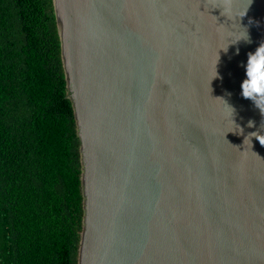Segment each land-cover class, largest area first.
Masks as SVG:
<instances>
[{
  "label": "water",
  "instance_id": "95a60500",
  "mask_svg": "<svg viewBox=\"0 0 264 264\" xmlns=\"http://www.w3.org/2000/svg\"><path fill=\"white\" fill-rule=\"evenodd\" d=\"M53 2L81 143L78 264H264V145L243 143L264 115L240 88L264 0Z\"/></svg>",
  "mask_w": 264,
  "mask_h": 264
},
{
  "label": "trees",
  "instance_id": "16d2710c",
  "mask_svg": "<svg viewBox=\"0 0 264 264\" xmlns=\"http://www.w3.org/2000/svg\"><path fill=\"white\" fill-rule=\"evenodd\" d=\"M80 147L53 0H0V264H78Z\"/></svg>",
  "mask_w": 264,
  "mask_h": 264
},
{
  "label": "clouds",
  "instance_id": "9594fccd",
  "mask_svg": "<svg viewBox=\"0 0 264 264\" xmlns=\"http://www.w3.org/2000/svg\"><path fill=\"white\" fill-rule=\"evenodd\" d=\"M251 2V0H250ZM244 39L248 40L246 31H244L243 37L237 41ZM236 42V41H235ZM226 50V48H224ZM245 67V79L241 82V95L245 99H249L253 102L254 106L258 108L262 115H264V42H262L254 52L248 53L247 62ZM224 104L230 109V116L233 123V130L237 134H242L243 129L239 125H234L232 119L234 114V109ZM247 127H254V122L249 120L247 122ZM255 138L261 145H264V121L261 122L259 128L256 131L250 132L244 138V145L246 143L252 146V138Z\"/></svg>",
  "mask_w": 264,
  "mask_h": 264
}]
</instances>
